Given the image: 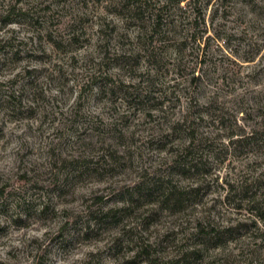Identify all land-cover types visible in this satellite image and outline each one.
Here are the masks:
<instances>
[{
  "label": "rangeland",
  "instance_id": "1",
  "mask_svg": "<svg viewBox=\"0 0 264 264\" xmlns=\"http://www.w3.org/2000/svg\"><path fill=\"white\" fill-rule=\"evenodd\" d=\"M175 79L187 86L171 95L178 116L197 99L224 118L210 158L219 184L237 180L262 201V150L231 146L228 134L264 119V0H0V264H130L143 243L159 264H264L255 203L215 202L220 185L207 206L216 203L224 223L251 218L250 227L197 259L182 260L196 241L195 204L152 214L145 198L120 222L94 218L128 205L129 188L160 164V174L171 170L157 144L159 98L128 99L161 96ZM108 145L124 159L93 170Z\"/></svg>",
  "mask_w": 264,
  "mask_h": 264
},
{
  "label": "trees",
  "instance_id": "2",
  "mask_svg": "<svg viewBox=\"0 0 264 264\" xmlns=\"http://www.w3.org/2000/svg\"><path fill=\"white\" fill-rule=\"evenodd\" d=\"M160 16L161 15L156 13L158 21H161ZM159 23L157 24L159 25ZM198 80L199 75L193 73L190 78V83ZM177 86H179V90H176ZM186 87L182 79H178L169 86V90H164L161 96L153 97L151 94L149 95L148 92L146 95H143L142 98H140L139 95H135L128 99L131 104L146 105V101L159 98L157 104L151 105L153 109L160 110L161 113H163V120L159 122L161 125L159 126L160 130L163 132L161 136L157 138V144L158 149L165 152V155L161 158L162 165H168L171 170L165 174H160V172H158L161 168L160 164L156 176H144L143 179H139L134 186L129 188L127 193L129 195L128 205L125 207H110L101 218L94 215L95 219L111 220L117 223L121 221L119 215L122 211L129 213L131 210H135V208L137 210L140 201L145 198L152 200L150 202H155L156 204L155 206L152 205L150 209L152 214H155L156 211L160 212L161 209L163 210L165 208H173V210L181 211L190 204H195V209L197 210V207H200L201 212L194 220L193 234L196 237V241H194L192 249H189V245L186 247V250L183 251L182 260L187 257V259H189L192 256H195L196 259L199 258L205 246L219 247L229 240H233L235 233L250 227V223L247 219H251L230 218L225 223L221 222L219 220L218 211H216L217 213L213 211L218 205L213 202L214 204L212 203L207 206L210 201H204V197L213 190L214 186L218 188L220 185V176L219 174L213 175L210 158L214 151L212 145H214L217 135L225 131L224 118L220 114L217 115L213 113L212 102L210 104L201 105L197 99L194 101L190 99V104L186 108L183 107L178 116V113H176V111L174 112V99H172L171 95L173 94L176 99L180 98L176 92ZM131 100H133V102H131ZM166 102L169 103L166 104ZM260 112L261 116H264V113L262 111ZM148 115L154 117L153 113H148ZM206 116L210 117L209 129L206 127V129L202 128V122L206 121L207 123ZM249 126L250 125L244 123L242 133H229L228 144L231 146L238 143L241 144L242 142L247 144V146L256 144L257 147L262 150V163L264 164V119L256 121L255 124ZM104 146L101 150L102 153L98 156L99 158H97L92 165L93 170L98 169L94 164H98V166L99 163L101 165H117L124 159V155L118 151L116 147L109 145L107 147ZM130 152L131 150L128 148V153ZM86 161L91 162L92 159ZM82 163L84 164V161H81V164ZM189 178H191L189 182H184V179ZM256 179L257 180H254L255 183L261 182L264 186V170L261 171ZM236 181L237 180H226L225 184L222 183L220 187L223 190L226 188L224 195H220L221 197H214L213 200L215 202L219 201L223 205L230 206L229 208L239 211L244 207L246 201L252 204V202L255 203L257 200H253L256 193L255 195L249 194L250 188L248 186L245 187L244 184L240 185ZM145 183H148V185L145 186ZM145 191L147 193H145ZM235 197L239 198V201H235ZM259 197L262 198L261 195ZM92 199L94 203H99L104 199V195L96 194ZM263 200L254 205H250L249 210L252 212L251 215L254 216L252 221L253 224H255V230L258 232L262 231L259 234L264 238V229H262L264 225ZM135 203L136 205H134ZM257 222L261 223L262 227L259 225L257 226ZM150 246L151 245L144 243L139 245V247L137 246L136 249L132 250L133 253H131L125 261L130 264H137L140 258L143 257L144 261H147L148 264H159L157 257H154L150 252ZM222 264L240 263L234 262L233 259L228 256Z\"/></svg>",
  "mask_w": 264,
  "mask_h": 264
}]
</instances>
